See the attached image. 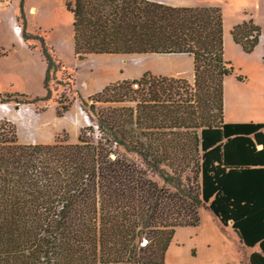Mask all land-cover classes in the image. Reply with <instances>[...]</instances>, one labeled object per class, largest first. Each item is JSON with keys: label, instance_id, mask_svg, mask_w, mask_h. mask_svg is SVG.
Returning a JSON list of instances; mask_svg holds the SVG:
<instances>
[{"label": "trees", "instance_id": "16d2710c", "mask_svg": "<svg viewBox=\"0 0 264 264\" xmlns=\"http://www.w3.org/2000/svg\"><path fill=\"white\" fill-rule=\"evenodd\" d=\"M13 2L22 21V43L13 33V45L39 53L43 96L0 101H49L63 63L44 37L27 32L25 0ZM65 7L77 61L184 55L193 82L147 71L87 97L77 89L75 99L60 96L57 118L77 100L89 122L75 143L63 136L22 144L15 126L0 121V264H164L176 229L196 227L200 209L231 224L243 248H257L248 264H264V124L223 122V81L232 68L223 59L221 9L147 0ZM230 35L250 55L261 29L249 18Z\"/></svg>", "mask_w": 264, "mask_h": 264}, {"label": "rangeland", "instance_id": "374dc122", "mask_svg": "<svg viewBox=\"0 0 264 264\" xmlns=\"http://www.w3.org/2000/svg\"><path fill=\"white\" fill-rule=\"evenodd\" d=\"M70 1L25 0L27 32L44 37L47 43L54 47L63 68L55 74V80L50 83L52 96L49 101L38 102L35 105L15 102L2 104L0 101V121L7 120L15 126L18 140L22 144H47L52 143L56 137L63 136H67L71 143L77 141L79 130L89 124L88 119L80 111L77 100L73 102L69 112L62 118H57L55 108L60 96L75 99L74 91L77 89L83 97H87L117 80L138 79L147 71L153 74L149 71L150 68H143V61L136 60V57L100 56L87 57L82 62L77 61L73 56L70 41L72 16L65 7ZM244 4L248 6L249 2L245 0ZM15 15H19L17 3L13 0H0V46L6 52V56L0 59V100L5 94L43 96L41 83L44 63L37 51H27L13 45V32L9 20ZM17 27L20 28L21 35V20L17 22ZM260 43L251 55L243 54L233 44L225 48L223 46V59L229 62L232 68V74L226 78L224 87L227 119L264 124V65L261 60L264 52V31ZM27 44L35 47L34 50H39L37 41L30 40ZM209 214L212 215L209 211L202 213L201 224L204 227L200 234L202 241L212 238L217 228ZM229 237L228 241L234 253L237 252L240 264H248L249 254L257 248L239 247L238 242L233 241L230 235Z\"/></svg>", "mask_w": 264, "mask_h": 264}, {"label": "crops", "instance_id": "0c3cea01", "mask_svg": "<svg viewBox=\"0 0 264 264\" xmlns=\"http://www.w3.org/2000/svg\"><path fill=\"white\" fill-rule=\"evenodd\" d=\"M153 3L163 4L171 7H203V6H218L222 12L223 21V46L224 48L230 44L236 45L231 38L230 31L237 25L247 19L258 25L261 29V35L257 47L261 44V37L263 38L264 31V0H246L249 2L248 6H244L245 0H147ZM236 6H235V5ZM12 5V4H11ZM10 5V6H11ZM233 5V6H232ZM4 6V5H3ZM35 11L34 8H31ZM232 11V13L230 12ZM230 12V15H229ZM228 16V18H227ZM16 15L10 19L9 23L12 27H17ZM230 17V18H229ZM14 33V31H13ZM17 42L22 43L20 34L14 33ZM256 47V48H257ZM255 48V49H256ZM241 50V49H240ZM242 51V50H241ZM255 51V50H254ZM243 53V52H242ZM244 54V53H243ZM246 55V54H245ZM251 55V54H250ZM143 61V68H150L149 71L156 76L180 78L193 82V66L192 60L184 55L171 56H154L146 55L136 57V60ZM140 61V60H139ZM227 78V77H226ZM223 81V122L227 124H247L257 123L254 121H243L227 119L226 112V95H225V81ZM264 133V129H262ZM260 149V147H258ZM206 209L199 210V224L196 227L177 228L174 237L165 254L164 264H240V258L228 241L229 235L233 241L239 240L231 228V224L223 226L218 219L212 214L210 216L212 221L216 223L215 235L207 240H201V233L204 227L201 224L202 213H206ZM207 216V214H205Z\"/></svg>", "mask_w": 264, "mask_h": 264}, {"label": "built area", "instance_id": "2783aa9c", "mask_svg": "<svg viewBox=\"0 0 264 264\" xmlns=\"http://www.w3.org/2000/svg\"><path fill=\"white\" fill-rule=\"evenodd\" d=\"M13 31L16 35L20 34V28L19 27H14Z\"/></svg>", "mask_w": 264, "mask_h": 264}]
</instances>
